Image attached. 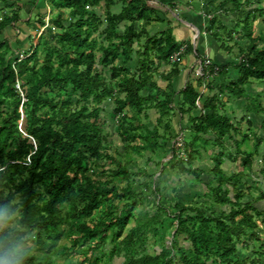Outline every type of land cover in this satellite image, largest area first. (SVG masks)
<instances>
[{"label":"trees","instance_id":"obj_1","mask_svg":"<svg viewBox=\"0 0 264 264\" xmlns=\"http://www.w3.org/2000/svg\"><path fill=\"white\" fill-rule=\"evenodd\" d=\"M0 2L1 37L20 19L13 3ZM49 4L54 30L43 29L24 55L9 38L0 39V221L17 214L27 234L0 227V264H58L56 256L69 254V248L57 246L62 239L81 248L82 260L70 264H112L116 257L122 264H264V210L254 206L264 201V193L244 202L252 194L245 178L255 159L264 181V139L250 145L249 133H254L243 132L241 121L227 114L230 101H242L241 120L251 127L250 114L264 113L262 96L248 93L254 82L264 83V32L254 36L253 30L257 19L264 27V0L207 3L205 31L235 62L220 66L209 59L210 67L201 76L195 73L196 85L187 80L177 92L169 84L179 74V60L172 62V57L185 43L175 39L170 27L149 35L148 27L162 20L147 0ZM122 22L129 25L120 34ZM43 25L40 19L38 28ZM192 49L185 47L181 55ZM134 58L132 73L127 65ZM166 65L171 69L159 73L168 83L162 88L154 74ZM229 67L236 79L216 84ZM106 101L113 104L122 144L138 157L146 153V162L161 158L154 162L159 171L169 149L170 168L199 180L203 171L195 160L210 145L218 148L202 203H163L153 173L132 171L133 156L123 162L106 152L111 147L102 135ZM149 110L156 115L150 128L142 122ZM176 114L180 122L186 117L190 131L180 146L184 130L179 125L175 130ZM238 155L239 170L227 174L222 164L235 162ZM95 168H102L100 176ZM6 190L12 193L5 195ZM15 196L19 202L12 204ZM36 241L41 242L39 254L28 245ZM239 249L251 256H239Z\"/></svg>","mask_w":264,"mask_h":264},{"label":"rangeland","instance_id":"obj_2","mask_svg":"<svg viewBox=\"0 0 264 264\" xmlns=\"http://www.w3.org/2000/svg\"><path fill=\"white\" fill-rule=\"evenodd\" d=\"M55 13V12H53ZM52 13V15H53ZM51 21V15H50V19L48 22V26L44 28V25L40 28L37 29L36 33L34 34V38H32V40L37 39L41 32L43 31V29H47V28H51V30H54V28L52 27V25L50 24ZM260 21L261 20H256L254 22V26H253V30H254V36H257L259 34V32H264V27L260 25ZM16 39H18L16 44H13V39L11 41V45L13 48L17 49V51L19 52V54L24 55L25 52H27L31 46L29 40L27 41V43L29 45H27L26 42H23L21 40V38L19 37V33L16 35ZM2 37V36H1ZM0 37V39H1ZM242 43H244V40H240L238 42L239 45H242ZM235 51V50H234ZM184 60H188V57L186 56ZM119 64V61L116 63V65ZM137 64V59L134 58L130 63H128L127 67L131 70L132 73H134V69H135V65ZM167 68H160L158 70V72H156V74H154V80L161 86L164 87L166 82L162 81L159 77V73H167ZM104 76H106L107 78H109V71L107 69L104 70ZM230 77H235L234 75H230ZM226 83V81H220L218 80V83L216 84H223ZM263 90H264V83H258V82H254L253 84H251L248 88V93L250 95H252L253 98L255 97H259L262 96L260 98V104L261 106L264 107V97H263ZM201 91H203V87L201 88ZM259 95H258V94ZM251 100L248 101V103H250ZM176 99L174 100L173 106L175 107L176 105ZM256 104V101H255ZM104 107V111L103 113H101V123L103 124V132L102 135L104 137H106L107 141L110 143L111 147L108 148L106 150V152L109 155H112L114 158H116L119 161L124 160L123 162H125V160H127L130 156L135 157L134 160L132 162H130L129 164V168H131L132 171L137 173L140 172H145L147 174H154V184L156 186V188L160 191V195L163 197V203L167 200V201H174V199H177V201L181 202V203H185V204H189V203H202L205 199L203 198V195L205 193H208V190L206 188V184L209 183L210 181V175L208 174V170L212 167L213 163L211 161V157L213 156V153H216L218 151L217 147L214 146H209L207 148L208 152H204L202 154V157L195 160L194 165L195 167L197 166L198 169H201L203 171V174L200 176L199 180H194L191 176L189 175H184V174H177L175 169H171V165L172 162H167L168 158L170 157V150L167 149V154L165 157V161L164 164L162 165L164 167V169L162 171L160 170V166L156 165L154 162L157 160H161V158H152V160L150 162H146V158L147 155L146 153L143 154L142 157H138L134 154L130 153V150L128 149V147H126V145L122 144L121 140L118 137V130L116 127V123H115V117L113 115V104L111 101H106L103 105ZM232 115L238 120L241 121V130L245 133H249V132H253L249 133L250 135V140H252L250 142V145L253 144V142L257 139V140H263L264 139V113L260 114V115H253L250 114L248 120L251 121V127L248 125L247 120H241L242 116L244 115V103L242 101H230L227 105V114L229 116ZM195 114H197V112H195ZM155 112L154 111H148L146 113V116H144V118L142 119L143 124L146 127H152L155 124ZM172 122H173V126L176 130V128H178V125L181 126V128H183L184 133L182 134V136L180 137L181 140H179V143L185 141L188 137H190V131L187 129L188 128V123L186 120V117L184 116L182 118V122H180V117L178 114H176L173 118H172ZM186 128V129H185ZM250 128V129H249ZM249 129V130H247ZM208 138V137H206ZM240 137L239 136H235V139L238 140ZM224 142L226 143V145H230V151L232 153H234V147L233 145H231V141H229V139L227 137H225ZM262 148L264 147V141L262 143ZM168 147H170V144H168ZM242 149H245V147L243 146ZM122 154V155H121ZM129 154V155H128ZM239 160H240V155L237 156V160L235 162L231 161H226L222 164V169L227 173V174H232V173H236L239 169H238V164H239ZM166 162V163H165ZM147 163V164H146ZM156 165V166H155ZM106 167H109L108 163L106 162L105 164ZM259 169H260V164L258 159H255L253 162V170L251 171L250 175L248 177H246V182L248 183V186H250L252 188V194L248 195L244 198V202L246 201H251V199H253L254 197H257L260 193H264V181L262 179V177L260 176L259 173ZM100 172H102V168H95L94 169V173L97 176H100ZM91 174V172H89V175ZM156 174V175H155ZM146 181V177L143 179V182ZM201 181V182H200ZM123 185V183H121ZM138 184V183H137ZM136 184V186H137ZM243 186L240 185L239 189H242ZM244 189V188H243ZM141 191V190H139ZM12 193L11 190H6L5 191V195H10ZM156 198V196L151 197V202H153ZM19 202V198L18 196H15L12 199V204H16ZM154 203V202H153ZM254 206L256 208H258L259 210H264V201H260L254 204ZM17 214H13L11 216H9L8 218L4 219L3 221H0V227L1 228H6V229H12L14 228L19 235L26 237V231L23 230L22 228L19 227L18 223L16 222V217ZM260 225V223H258ZM260 228L262 229L261 225ZM166 244L168 245L169 242L166 241ZM30 246V252L32 253H37L39 254L40 252L37 251V247H39L41 245L40 241H36L33 242V244L30 242L28 244ZM57 246L59 247H66L69 248L68 252L69 254L64 255L62 257H55L57 260L58 264H70V263H75L77 261H81L82 260V256H81V248L77 247V248H71V245L68 241L62 239L61 241H59L57 243ZM108 247V246H107ZM106 247V250L108 249ZM156 251L158 250L157 248H154ZM246 249H239V256L244 257V256H248L250 257V251H245ZM150 252H152V250H149ZM122 258L121 257H116L113 259L112 264H122Z\"/></svg>","mask_w":264,"mask_h":264},{"label":"crops","instance_id":"obj_3","mask_svg":"<svg viewBox=\"0 0 264 264\" xmlns=\"http://www.w3.org/2000/svg\"><path fill=\"white\" fill-rule=\"evenodd\" d=\"M9 1L10 4L13 3V5L19 9L18 15L20 22L15 25V29L6 28L3 30L1 39L9 38L10 41L13 39V44L17 45L15 41L18 40L16 39V35L19 33V37L23 42L27 43L29 40L30 45H34L36 39L32 40V38H34L32 36H34L38 29V21L42 19L45 23L46 19L48 21L50 19L51 6L49 0ZM209 1L211 0H147V4L156 11L157 16L162 20L161 22H153L148 27L147 31L149 35H155L170 27L173 29L175 39L185 43L183 47H193L191 51L187 50V52L178 59L179 74L175 78H172L169 83L171 89L176 92L184 88L187 80H192L193 85H196L194 75L200 58L207 57L220 66L235 62L232 56L233 54H229L228 51H224L220 48L205 31L208 18L205 16L204 12L208 9L207 3ZM2 5L3 3L0 2V6ZM223 18L229 21V17ZM126 25H129V22H122L119 25L120 34L124 31ZM142 43L143 40H141L140 44ZM233 44L234 41L230 42L228 45L232 47ZM27 45L29 44L27 43ZM186 56L189 61L184 60ZM118 61L120 63L122 59L119 58ZM162 68H167L169 72L171 66L166 65ZM230 75H234L235 77H230ZM236 77L237 72L232 67H229L225 73L217 76L214 81L215 83H218V80L219 82L226 81V83H228L230 80L236 79ZM207 81H210V78H208ZM226 83L223 82V84ZM167 84L166 82L165 86L162 88H166Z\"/></svg>","mask_w":264,"mask_h":264},{"label":"built area","instance_id":"obj_4","mask_svg":"<svg viewBox=\"0 0 264 264\" xmlns=\"http://www.w3.org/2000/svg\"><path fill=\"white\" fill-rule=\"evenodd\" d=\"M48 22L49 21L46 19L44 28L48 26ZM184 49L185 47H182V49L172 57V62H175L178 60V57H180V55L184 52ZM210 64L211 62L209 58L204 57L203 60L200 61L197 65V70L195 72L196 75L201 76L203 74V70H206L208 67H210ZM214 69L217 71L216 67ZM176 145L180 146L181 143L178 142Z\"/></svg>","mask_w":264,"mask_h":264}]
</instances>
